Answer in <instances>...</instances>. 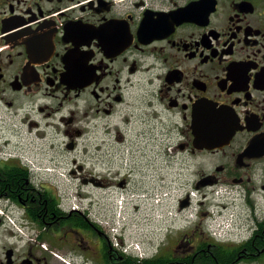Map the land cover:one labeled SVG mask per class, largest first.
<instances>
[{
    "label": "flooded vegetation",
    "instance_id": "flooded-vegetation-1",
    "mask_svg": "<svg viewBox=\"0 0 264 264\" xmlns=\"http://www.w3.org/2000/svg\"><path fill=\"white\" fill-rule=\"evenodd\" d=\"M172 186L178 213L189 189L243 196L251 232L201 212L135 252L95 209ZM263 244L264 0H0V264H264Z\"/></svg>",
    "mask_w": 264,
    "mask_h": 264
},
{
    "label": "rangeland",
    "instance_id": "rangeland-1",
    "mask_svg": "<svg viewBox=\"0 0 264 264\" xmlns=\"http://www.w3.org/2000/svg\"><path fill=\"white\" fill-rule=\"evenodd\" d=\"M113 158L111 175H116V177L129 172L127 166L135 164L128 160L120 163L118 157L115 156ZM132 173L133 180H131V185H135L139 178L136 176L137 173L134 175ZM223 189V187L221 189L210 188L201 191L189 189L194 201L190 209L184 213H178L175 203L178 197L186 191L177 186H172L168 199L163 200V202L159 200L161 203L154 206L151 204L152 200L144 203L137 192L127 193L121 189H116L112 197L97 199L98 204L95 209L99 212V216L107 215V220L114 224L117 236L124 237L125 242H135V237L141 239L139 236L142 237L144 234L166 231L170 224L174 226L180 225L183 219L197 218L201 212H208V218L212 217L211 225L214 224L215 226V223H220L221 225L218 226L220 228H234L236 232L233 233L234 235L232 234L233 237L243 239L252 230L249 227L251 224H249V220L245 216L249 213V208L245 205L243 198H240V195L234 192H225ZM204 192L206 193L205 196H203ZM221 198L226 201L224 206L222 204L219 205ZM104 200L107 201V209L101 207V201ZM208 223L210 224V221ZM157 244L158 242L152 241L133 243L136 251L147 252L154 250Z\"/></svg>",
    "mask_w": 264,
    "mask_h": 264
},
{
    "label": "trees",
    "instance_id": "trees-1",
    "mask_svg": "<svg viewBox=\"0 0 264 264\" xmlns=\"http://www.w3.org/2000/svg\"><path fill=\"white\" fill-rule=\"evenodd\" d=\"M247 247H248L250 250H254V247H250L249 244L247 245ZM258 247H259V248H262V247H263V249H264V244H263V245H260V246H258ZM235 249L238 250L239 248H236V247H235L234 249H232V251H231V252H232V253H231V256H233V253H234ZM262 254L264 255V250H263Z\"/></svg>",
    "mask_w": 264,
    "mask_h": 264
},
{
    "label": "water",
    "instance_id": "water-1",
    "mask_svg": "<svg viewBox=\"0 0 264 264\" xmlns=\"http://www.w3.org/2000/svg\"><path fill=\"white\" fill-rule=\"evenodd\" d=\"M200 143H202V144H205V146L206 147H208L209 146V144H211L210 142H212V140H202V141H199Z\"/></svg>",
    "mask_w": 264,
    "mask_h": 264
}]
</instances>
